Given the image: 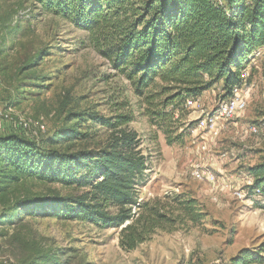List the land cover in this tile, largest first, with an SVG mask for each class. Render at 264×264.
Instances as JSON below:
<instances>
[{"label":"rangeland","instance_id":"1","mask_svg":"<svg viewBox=\"0 0 264 264\" xmlns=\"http://www.w3.org/2000/svg\"><path fill=\"white\" fill-rule=\"evenodd\" d=\"M254 53L250 57L262 56ZM250 62L244 67L254 88L242 89L246 109L231 120L214 121L216 135L198 124L222 99L219 86L204 92L196 108L169 106L172 119L153 124L146 115L150 106L107 67L85 32L33 0H0V136L50 139L73 125L75 115L113 117L120 110L110 97L118 103L126 99L132 114L127 128L137 134L148 165L137 187L139 201L182 194L206 214L195 227L157 231L127 252L119 246V230L55 215L50 198L79 191L35 180L6 184L0 188V264H229L243 250L264 258L258 251L264 246V199L250 189L247 174L264 160V54L253 66ZM88 127L99 133L83 148L106 139L108 131L100 124L87 122L80 129ZM196 166L210 169L216 181L196 180ZM27 196L48 200L46 212L20 210L16 204Z\"/></svg>","mask_w":264,"mask_h":264},{"label":"trees","instance_id":"2","mask_svg":"<svg viewBox=\"0 0 264 264\" xmlns=\"http://www.w3.org/2000/svg\"><path fill=\"white\" fill-rule=\"evenodd\" d=\"M33 1L85 32L107 67L150 106L146 115L153 124L172 119L166 112L169 106L199 99L214 86L220 87L221 100L229 98L234 88L242 86L240 71L252 52L264 48V0ZM110 101L120 110L113 117L75 115L73 125L58 129L50 139L0 136V188L35 180L79 191L71 197L50 198L55 215L101 230H119V246L127 252L157 231L201 224L206 214L193 198L167 194L139 201L137 187L148 170L147 159L137 134L127 128L132 121L125 109L128 101L118 103L113 97ZM87 122L100 124L108 135L83 148L99 133L91 127L80 129ZM247 174L253 182L250 189L264 199V160L250 166ZM47 201L27 196L16 205L42 214ZM258 251L264 252V246ZM263 263L257 251L243 250L229 264Z\"/></svg>","mask_w":264,"mask_h":264},{"label":"built area","instance_id":"3","mask_svg":"<svg viewBox=\"0 0 264 264\" xmlns=\"http://www.w3.org/2000/svg\"><path fill=\"white\" fill-rule=\"evenodd\" d=\"M255 52V56H259L260 54H264V48L253 51ZM245 66V65H244ZM240 79L242 81V86L239 88H234L232 94L229 98L220 100L214 112L212 114H205L199 124L198 128L212 131L214 135H216V130L214 127V121L222 119V120H231L238 113L244 111L246 109V100L244 98V94L242 89L247 86L249 88H254V85L250 82V73L247 67H243L240 71ZM199 99L193 100L188 99L185 102V106L188 108H196L198 105ZM257 129H252L253 133H257ZM192 176L198 181H204L208 183H214L216 181V177L214 173L206 168L201 166H196L192 171ZM258 194V192L256 191ZM238 199L241 198L239 193L235 194Z\"/></svg>","mask_w":264,"mask_h":264},{"label":"crops","instance_id":"4","mask_svg":"<svg viewBox=\"0 0 264 264\" xmlns=\"http://www.w3.org/2000/svg\"><path fill=\"white\" fill-rule=\"evenodd\" d=\"M260 57L262 58L263 55H262V56H259V58L250 57V59L247 61V63H249V61L251 60V62H250V64H249L248 66H253V64H254L258 59H260ZM250 79H251V77H250Z\"/></svg>","mask_w":264,"mask_h":264}]
</instances>
